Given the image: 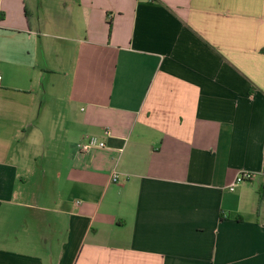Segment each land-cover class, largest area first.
<instances>
[{
  "label": "crops",
  "instance_id": "obj_1",
  "mask_svg": "<svg viewBox=\"0 0 264 264\" xmlns=\"http://www.w3.org/2000/svg\"><path fill=\"white\" fill-rule=\"evenodd\" d=\"M0 264H264V0H0Z\"/></svg>",
  "mask_w": 264,
  "mask_h": 264
},
{
  "label": "built area",
  "instance_id": "obj_2",
  "mask_svg": "<svg viewBox=\"0 0 264 264\" xmlns=\"http://www.w3.org/2000/svg\"><path fill=\"white\" fill-rule=\"evenodd\" d=\"M106 135H109L110 132L106 130ZM106 144L103 140L97 139L95 137L86 138L82 143L78 145L79 151L81 153H88L95 149H104ZM254 180V174L248 171H240L234 180L227 186V189L230 192H233L236 187L243 183H249ZM118 181V175L114 174L112 176V182L116 183Z\"/></svg>",
  "mask_w": 264,
  "mask_h": 264
},
{
  "label": "trees",
  "instance_id": "obj_3",
  "mask_svg": "<svg viewBox=\"0 0 264 264\" xmlns=\"http://www.w3.org/2000/svg\"><path fill=\"white\" fill-rule=\"evenodd\" d=\"M261 198H262V196H261ZM261 198H260V200H261Z\"/></svg>",
  "mask_w": 264,
  "mask_h": 264
}]
</instances>
